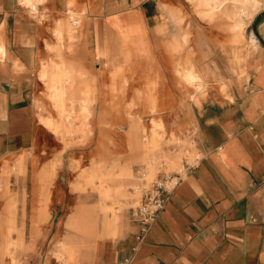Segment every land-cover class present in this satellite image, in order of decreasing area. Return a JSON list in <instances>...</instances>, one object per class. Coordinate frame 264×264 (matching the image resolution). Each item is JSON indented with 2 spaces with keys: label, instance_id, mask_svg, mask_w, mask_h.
<instances>
[{
  "label": "crops",
  "instance_id": "1",
  "mask_svg": "<svg viewBox=\"0 0 264 264\" xmlns=\"http://www.w3.org/2000/svg\"><path fill=\"white\" fill-rule=\"evenodd\" d=\"M197 19L218 25L224 34L216 71L212 64L202 66L197 49L188 44L206 38L196 27ZM55 23L62 58L63 47L77 46L83 63L98 78V87L108 85L114 101L129 83L140 84L143 115L161 109L160 88H165L166 62L172 56L178 59L180 82L198 91L211 85L206 97L196 95L185 103L192 108L190 119L198 127L202 156L192 164L184 162L178 184L144 241L133 249L141 228L131 212L119 225L117 217L105 213L100 234L104 236L95 240L87 264H121L125 258L130 259L128 264H264V0H0V162L20 156L21 171L27 160L22 154L43 144L52 151L55 144L38 121L33 98L46 26ZM41 75L51 80L50 89L59 82L65 86L66 80L63 101L55 95L59 106L64 107L67 97L74 98L77 75L72 65L44 67ZM55 80L59 82L54 84ZM131 118L127 134L108 131L110 154L128 147L132 156L141 155L140 121ZM42 119L51 127V118ZM101 140L96 130L91 144L99 146ZM56 149L60 152L62 144ZM80 152L64 150L59 173L67 167V154ZM143 161L145 168L155 170L154 154ZM168 161L173 166L178 162ZM47 175L33 160L28 176L13 179L20 194L27 195L18 217L27 218L30 227L47 217L42 242L60 237L54 252L74 260L81 247L98 236V217L71 215L62 237L69 193L58 177L49 197L42 191V185L49 184L42 182ZM109 176L98 175L100 196L124 194L123 185L114 191ZM45 200L52 202L48 214L41 208ZM75 219L77 225L72 227ZM35 264L63 263L42 257Z\"/></svg>",
  "mask_w": 264,
  "mask_h": 264
},
{
  "label": "rangeland",
  "instance_id": "2",
  "mask_svg": "<svg viewBox=\"0 0 264 264\" xmlns=\"http://www.w3.org/2000/svg\"><path fill=\"white\" fill-rule=\"evenodd\" d=\"M196 22L197 29L206 35V38L202 43L193 39L188 44L197 49L196 59L202 66L212 64L213 71H216L224 34L216 24L201 19H197ZM46 29L48 35L42 42L43 55L36 73L37 86L33 98L39 123L52 134L56 145L62 144V150L57 152L54 144L52 153L51 149L43 144L33 152L22 154L27 157L26 168L22 171L17 164L20 156L5 157L0 162V248L10 245L9 248L0 249V264H35L40 262L42 257H50L63 264L89 263L92 245L97 238L104 236L100 234L105 213L109 218L117 217V225L121 224L125 215L128 212L132 213V209L141 203L144 194L155 181L168 175L183 173L182 165L186 160L192 164L196 158L202 156L198 154V127L196 122L190 119L192 108L190 104L185 103L193 100L196 95L206 97L211 85L205 91H198L195 86L180 82L176 72L177 57L172 56L166 62L169 72L165 75V88H160L163 102L161 109L159 106L156 114L143 115V99L138 94L141 89L139 83L126 85L114 101L108 85L98 87V78L83 63L77 46L69 50L66 46L63 47V58L59 54L58 24L46 26ZM202 49H207L208 53H204ZM63 62L72 65L77 75L74 98L71 99L74 102L67 97L64 101L67 111L64 112L55 97L56 89L49 88L51 80L40 76L44 67L51 68ZM57 81L55 80L54 84ZM46 117L58 122L54 121V126L51 123L49 127L42 119ZM131 117L140 121L141 155L132 156L128 147L121 153L117 151L116 155L110 154L108 131L116 130L127 134L133 120ZM96 130L101 132L102 140L99 146L91 144ZM66 149H70V152H81L67 154L65 161L67 167L59 173L61 155ZM150 153L156 157L153 171L145 168L143 161ZM172 158L178 160L174 166L168 161ZM33 160L39 167V172L44 171L48 174V178L42 182L49 184H43L42 191L49 193V197L57 187L53 183L55 178H62L63 191L68 189L69 198L64 208L68 216L62 223L64 229L62 237L65 236V223L71 215L81 212L84 215L96 214L98 217V236L88 240L86 243L88 246L81 247L80 254L74 260L67 256L59 257L54 252V245L60 237L49 240L46 244L42 242L43 224L47 217L36 224L32 222V227L25 221L27 218L18 217L19 206L25 207L27 204V195L25 191L20 194L18 186L13 184V179L28 176V164L30 166ZM100 173L108 176L110 174V186L115 191L116 187L123 185L125 193H113L112 197H109L112 193H104L105 196L101 197V188L98 189ZM51 203V200L41 202V208L47 214ZM102 204L106 205L104 208L108 209L107 212L102 209ZM27 223L28 226L25 225Z\"/></svg>",
  "mask_w": 264,
  "mask_h": 264
},
{
  "label": "built area",
  "instance_id": "3",
  "mask_svg": "<svg viewBox=\"0 0 264 264\" xmlns=\"http://www.w3.org/2000/svg\"><path fill=\"white\" fill-rule=\"evenodd\" d=\"M183 172V171H181ZM182 173L168 175L155 181L151 188L144 194L141 203L132 209V219L140 225V232L136 237L134 250L144 241L151 226L165 208L170 192L178 184ZM129 258H125L121 264H128Z\"/></svg>",
  "mask_w": 264,
  "mask_h": 264
},
{
  "label": "bare ground",
  "instance_id": "4",
  "mask_svg": "<svg viewBox=\"0 0 264 264\" xmlns=\"http://www.w3.org/2000/svg\"><path fill=\"white\" fill-rule=\"evenodd\" d=\"M232 1H234L235 2V0H232ZM239 1V0H238ZM246 1V0H245ZM260 2V1H259ZM236 3H237V1H236ZM240 3V2H239ZM241 4V3H240ZM234 5V4H233ZM262 5V4H261ZM256 6H260L257 2H256ZM253 7V6H252ZM245 8H246V6H245ZM243 10V9H242ZM208 13V12H207ZM210 13V12H209ZM248 13V12H247ZM250 14V13H249ZM243 16V15H242ZM252 16V15H251ZM239 20V19H238ZM242 23V22H241ZM249 23V22H248ZM243 24V23H242ZM235 27V26H234ZM182 30V29H181ZM235 31V30H234ZM186 41V40H185ZM187 41H188V39H187ZM64 70V69H63ZM62 72H64V71H62ZM187 72V71H186ZM62 74H64V73H62ZM66 74V73H65ZM200 74V73H199ZM181 75V74H180ZM190 75V74H189ZM61 77H64V76H61ZM200 77H202V76H200ZM68 78V79H67ZM70 78L71 77H69V75H67V77L65 78V79H67V80H70ZM75 78V77H74ZM194 78V77H193ZM204 78V77H203ZM46 79V78H45ZM191 79V78H190ZM201 79V78H200ZM62 80V79H61ZM203 80V79H202ZM45 81V80H44ZM193 81V80H192ZM199 81H201V80H199ZM59 82V81H58ZM197 83V82H196ZM205 83V82H204ZM193 84V83H192ZM70 85V84H69ZM65 86H66V80H65ZM64 84L62 83V82H59V84H58V86L55 88H53V89H56V96L59 98V100L60 101H63V95H64ZM201 88V87H200ZM88 96H89V94H88ZM57 99V98H56ZM87 99V98H86ZM89 102H91V101H89ZM89 102H88V104H89ZM86 104V103H85ZM61 108H62V111L64 112L65 110H64V107L61 105L60 106ZM50 119V118H49ZM45 121V120H44ZM46 122V121H45ZM51 122H53V126H54V121H53V119H52V121ZM50 122V123H51ZM46 124H47V122H46ZM65 125V124H64ZM55 128H57V127H55ZM128 144V143H127ZM129 146V145H128ZM182 167H183V169H184V164L182 165ZM147 169L148 170H150V168L149 167H147ZM183 171V170H182ZM100 180V179H99ZM102 180V179H101ZM101 180H100V182H101ZM103 182V181H102ZM77 225V221H76V219L74 220V221H72V223H71V226L72 227H75ZM6 248H9V247H7V245H6ZM69 256V255H68Z\"/></svg>",
  "mask_w": 264,
  "mask_h": 264
}]
</instances>
